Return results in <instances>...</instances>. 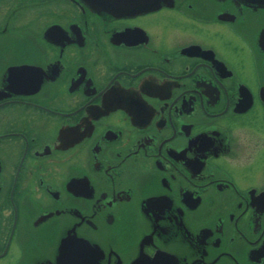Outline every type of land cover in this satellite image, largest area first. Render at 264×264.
<instances>
[{
  "label": "flooded vegetation",
  "instance_id": "1",
  "mask_svg": "<svg viewBox=\"0 0 264 264\" xmlns=\"http://www.w3.org/2000/svg\"><path fill=\"white\" fill-rule=\"evenodd\" d=\"M0 264H264V0H0Z\"/></svg>",
  "mask_w": 264,
  "mask_h": 264
}]
</instances>
